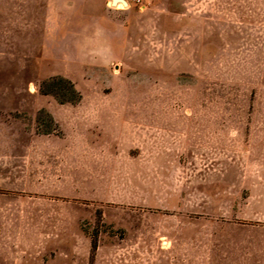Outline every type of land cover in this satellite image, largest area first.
I'll return each instance as SVG.
<instances>
[{
	"label": "rangeland",
	"instance_id": "rangeland-1",
	"mask_svg": "<svg viewBox=\"0 0 264 264\" xmlns=\"http://www.w3.org/2000/svg\"><path fill=\"white\" fill-rule=\"evenodd\" d=\"M49 3L0 0V264H264V0Z\"/></svg>",
	"mask_w": 264,
	"mask_h": 264
},
{
	"label": "crops",
	"instance_id": "crops-1",
	"mask_svg": "<svg viewBox=\"0 0 264 264\" xmlns=\"http://www.w3.org/2000/svg\"><path fill=\"white\" fill-rule=\"evenodd\" d=\"M93 2V1H96V0H50V3L49 5L51 7H68V8H72V9H80L82 10V12L84 13H87V11L89 13H92L94 15H98L101 19H102V22H107L109 21L111 18L109 16V7H110V4L112 2V0H100L102 2V9L99 10V11H93V10H88V5L90 4V2ZM215 11L217 12V9L215 8V10H212L211 14L212 15H215ZM218 11H219V8H218ZM180 21H179V25L181 27V29H183L184 31H189L190 32V29L192 28H199L200 32L202 28H206V26L204 25V21L203 20H200L199 18L195 17L193 18L192 16L190 17L189 15H187V9L185 7V10L184 12L180 11ZM218 15V12L216 13ZM184 15V16H183ZM216 15V16H217ZM83 16L85 17L86 15L83 14ZM143 16V15H142ZM151 14L149 12H146L144 14V17L145 19L150 17ZM215 18V17H213ZM214 27V23L213 21L211 20L210 21V29L212 28L213 29ZM228 26H226L227 28ZM222 29V26L221 28ZM239 34H234V35H219L220 37H223V38H242V39H248V38H251V37H256V38H264V35L263 34H246V32L248 31H245V30H239L238 31ZM198 37H202L201 36H198ZM202 256H199V255H195L194 256V261L195 262H201L202 261ZM182 264H186L187 262V258L186 256L183 257L182 260H180Z\"/></svg>",
	"mask_w": 264,
	"mask_h": 264
},
{
	"label": "trees",
	"instance_id": "trees-1",
	"mask_svg": "<svg viewBox=\"0 0 264 264\" xmlns=\"http://www.w3.org/2000/svg\"><path fill=\"white\" fill-rule=\"evenodd\" d=\"M40 91L53 94L61 103H76L80 100V94L74 88L73 83L69 79L60 76L43 81L40 84ZM96 248L97 241L93 239L91 243L92 254Z\"/></svg>",
	"mask_w": 264,
	"mask_h": 264
},
{
	"label": "built area",
	"instance_id": "built-area-1",
	"mask_svg": "<svg viewBox=\"0 0 264 264\" xmlns=\"http://www.w3.org/2000/svg\"><path fill=\"white\" fill-rule=\"evenodd\" d=\"M130 4L139 5L140 8H143V0H116L111 2L110 6L115 9H123L130 6Z\"/></svg>",
	"mask_w": 264,
	"mask_h": 264
},
{
	"label": "water",
	"instance_id": "water-1",
	"mask_svg": "<svg viewBox=\"0 0 264 264\" xmlns=\"http://www.w3.org/2000/svg\"><path fill=\"white\" fill-rule=\"evenodd\" d=\"M113 2H115L116 0H112Z\"/></svg>",
	"mask_w": 264,
	"mask_h": 264
}]
</instances>
